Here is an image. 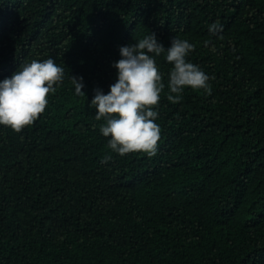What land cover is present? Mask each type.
<instances>
[{
	"label": "trees",
	"instance_id": "trees-1",
	"mask_svg": "<svg viewBox=\"0 0 264 264\" xmlns=\"http://www.w3.org/2000/svg\"><path fill=\"white\" fill-rule=\"evenodd\" d=\"M149 31L192 42L210 91L169 100L158 56L157 151L120 155L88 100ZM48 56L65 77L45 111L0 125V264H264V0H0V79Z\"/></svg>",
	"mask_w": 264,
	"mask_h": 264
},
{
	"label": "clouds",
	"instance_id": "clouds-1",
	"mask_svg": "<svg viewBox=\"0 0 264 264\" xmlns=\"http://www.w3.org/2000/svg\"><path fill=\"white\" fill-rule=\"evenodd\" d=\"M223 24L213 21L208 32L217 36ZM203 45L216 52V44L209 38ZM195 45L186 38L171 37L168 47L158 41L154 32H148L133 43L119 46V58L112 61L116 79L105 92L96 87L88 100L95 108L100 133L108 137V147L115 153L125 155L143 151L154 155L157 151L160 126L156 123L160 93L165 88L163 73L156 58L161 54L170 63L167 72L168 99L180 101L186 87L210 91V77L204 69L188 59ZM65 68L53 56L31 59L19 63L8 76L0 79V125L15 131L31 125L49 103L47 94L63 81ZM74 92L86 96L82 76L70 75ZM106 154L102 162L110 160Z\"/></svg>",
	"mask_w": 264,
	"mask_h": 264
}]
</instances>
